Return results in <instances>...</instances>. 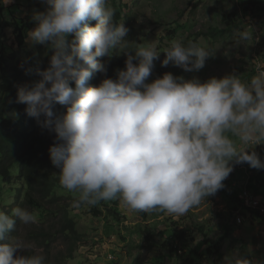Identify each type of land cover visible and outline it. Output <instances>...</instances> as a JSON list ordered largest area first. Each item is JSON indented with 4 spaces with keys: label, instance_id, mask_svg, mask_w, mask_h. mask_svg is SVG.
<instances>
[{
    "label": "clouds",
    "instance_id": "obj_1",
    "mask_svg": "<svg viewBox=\"0 0 264 264\" xmlns=\"http://www.w3.org/2000/svg\"><path fill=\"white\" fill-rule=\"evenodd\" d=\"M43 3L27 40L52 54L48 67L37 69L41 79L18 88L17 102L55 133L49 158L62 188L78 194L74 208L118 200L129 212L184 216L224 187L235 164L264 168L248 147L264 143V64L256 65L248 82L235 71L203 81L165 72L148 82L160 51L149 41L127 47L129 29L114 19L110 0ZM116 47L126 56L124 69L115 79L88 85L94 72L107 71L97 57L110 56ZM163 52L162 66L172 63L186 72L199 71L213 56L199 42L180 39ZM56 104L66 112L56 116ZM14 218L29 225L38 215L20 206L11 215L0 210V264H46L39 251L19 254L33 249L22 238L3 242L15 228ZM223 264H264V259L232 249Z\"/></svg>",
    "mask_w": 264,
    "mask_h": 264
},
{
    "label": "rangeland",
    "instance_id": "obj_2",
    "mask_svg": "<svg viewBox=\"0 0 264 264\" xmlns=\"http://www.w3.org/2000/svg\"><path fill=\"white\" fill-rule=\"evenodd\" d=\"M110 4L115 11L114 19L116 11H120V21L129 29L126 37L129 49H134L137 43L149 41L155 43L157 51H160L148 82L165 72L186 79L198 77L203 81L233 71L240 75L242 81L248 82L256 74V65L264 64V0L247 3L246 13L240 0H110ZM11 5L19 6L17 17L31 18L33 28L36 26L33 14L46 8L43 0H10L5 4L6 7ZM90 24H95V21ZM176 24L180 28L177 29ZM245 32L248 38L241 39L240 34ZM6 33V43L10 46L13 44V29ZM209 34H213V37ZM173 39L185 43L197 41L209 49L213 56L206 60L202 69L194 72H186L172 63L162 66L161 62L165 58L163 50ZM26 41L29 52L44 69L47 56L45 53L40 56L37 51L41 44ZM44 50L50 52L51 49L45 46ZM113 51L125 55L119 47ZM105 65L107 69L110 67L109 62ZM109 77L114 79V76ZM104 78L105 73H102L99 82ZM248 147H253L249 151L254 150L264 160V146L250 144ZM247 164H235L223 184L228 179L249 172L243 169L247 168ZM16 171L17 168H14L13 173ZM253 172L257 175L263 173L264 180V168ZM13 188L14 184L6 185L0 178V210L4 212L12 208ZM60 195L66 196L65 205L76 220L82 237L73 250L72 258L67 259L65 264H223L224 256L232 249H238L242 256L251 259H264V228H258L252 213L245 211L241 202L237 205L230 195L220 190L179 217L161 211L129 212L118 200L74 208L72 202L78 196L77 193L64 189ZM235 208L244 211L245 221L242 225L236 224L235 216H232ZM246 217L249 219L247 222ZM36 223L47 224L39 219ZM36 223L23 224L19 237L29 243L27 235L33 231ZM172 230L178 236L174 235L173 239L168 240L166 233L170 235ZM169 241L175 247H182L183 244L180 256H173L171 248L166 247L171 244ZM67 244L65 240H59L54 252L62 253ZM31 245L36 249L34 244ZM217 246L222 255L219 261L216 249L208 254L210 247ZM18 252L24 254L20 250Z\"/></svg>",
    "mask_w": 264,
    "mask_h": 264
},
{
    "label": "trees",
    "instance_id": "obj_3",
    "mask_svg": "<svg viewBox=\"0 0 264 264\" xmlns=\"http://www.w3.org/2000/svg\"><path fill=\"white\" fill-rule=\"evenodd\" d=\"M251 1L240 0L244 13L248 11L247 3ZM18 8V5L6 7L4 0H0V178L6 185L14 184L12 208L20 206L34 210L40 222H47V224L40 225L36 223L33 231L28 233L29 243L34 244L36 249L24 254H32L35 250L45 256L46 264H65L67 259L72 258L73 250L82 241V237L78 232L76 220L68 211V206L65 205L66 196L60 195L64 188L59 183V169L51 164L49 158L48 149L55 142V133L43 127L35 117L27 115L26 105L17 102L18 88L25 84L31 85L38 82L41 77L37 69L42 68L27 48V33L33 28L32 20L30 17H17ZM121 19L122 15L117 10L115 20L119 22ZM176 25L177 29L180 28V25ZM10 29H13V44L8 46L6 32ZM202 35H208V33H202ZM209 35L213 37V34ZM44 48V45L38 46L37 51L40 56H44V53L47 56L46 68L52 52L51 50L46 52ZM97 59L103 64L109 62L110 67L105 77L114 76L115 79L117 70L125 67L126 56L113 51L110 56L97 57ZM28 69L31 71L28 72ZM101 75L102 72H94L87 82L88 85H98ZM72 86L74 87V83ZM65 112V106L55 105L54 114L56 116ZM43 119L44 117L41 116L40 120L43 121ZM247 167L253 171L256 170L249 164ZM14 168H17L15 173H13ZM240 177L228 179L224 187L219 189L230 195L237 205L240 202L239 194L232 189V184L239 183ZM260 180L264 182L263 173L255 178L256 182L254 180L252 182L260 187L261 184L258 183ZM101 202L106 203V201ZM12 208L5 212L11 215ZM246 218L248 221V217ZM14 219L15 228L6 234L3 242H8L11 237H19L21 233L23 224L19 218ZM170 235L166 233L168 240L173 239L174 235L178 236L173 230ZM59 240H65L68 243L66 250L62 253L54 252L55 244ZM169 242L171 244L166 247L171 248L172 255L180 256L183 244L182 247L181 245L175 247L171 241ZM210 248L208 254H212V250L216 249L219 261L222 257L219 252L220 248L218 246Z\"/></svg>",
    "mask_w": 264,
    "mask_h": 264
},
{
    "label": "built area",
    "instance_id": "obj_4",
    "mask_svg": "<svg viewBox=\"0 0 264 264\" xmlns=\"http://www.w3.org/2000/svg\"><path fill=\"white\" fill-rule=\"evenodd\" d=\"M256 145L264 146V143L263 145H260V143ZM243 169H247V171L249 172H246L240 177L239 183H233L232 189L238 192L241 207L245 211H249L252 213V217L253 219H255L254 222L258 225V228L262 229L264 228V182L260 180L258 183H260L261 186H257L252 182V180L255 181V178H257L259 175L249 170L248 167ZM233 213L235 216L236 224L242 225L245 221L244 211L237 209L236 211L234 210Z\"/></svg>",
    "mask_w": 264,
    "mask_h": 264
}]
</instances>
